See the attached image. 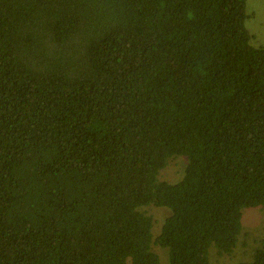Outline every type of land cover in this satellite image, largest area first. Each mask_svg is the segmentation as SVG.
<instances>
[{"label": "trees", "instance_id": "16d2710c", "mask_svg": "<svg viewBox=\"0 0 264 264\" xmlns=\"http://www.w3.org/2000/svg\"><path fill=\"white\" fill-rule=\"evenodd\" d=\"M257 15L247 0H0V264L231 255L242 209L264 208ZM153 207L170 210L160 225ZM252 248L235 264H264Z\"/></svg>", "mask_w": 264, "mask_h": 264}, {"label": "rangeland", "instance_id": "374dc122", "mask_svg": "<svg viewBox=\"0 0 264 264\" xmlns=\"http://www.w3.org/2000/svg\"><path fill=\"white\" fill-rule=\"evenodd\" d=\"M256 9L258 15L256 21L252 16L246 20V26L248 27L252 37L255 36L256 40L252 39L253 44L258 46H264V0H247V10L250 13V9ZM263 22V26H260V22ZM256 34H254V32ZM181 173L180 159L170 160V164L163 170L161 177L172 181L176 179ZM155 216V224L160 225L161 219L170 213V210L166 207H153L152 210ZM242 231L239 236V243L234 248L231 255L218 254L216 248L211 249V264H235L239 260H246L249 258L250 251L244 253L247 247H254L260 241L264 242V208L261 207H245L242 209ZM158 230V229H156ZM155 251L160 254V260L162 264H167L166 251L161 246L155 245ZM209 249V252H210ZM253 249V248H252ZM254 250V249H253ZM162 258V259H161Z\"/></svg>", "mask_w": 264, "mask_h": 264}]
</instances>
